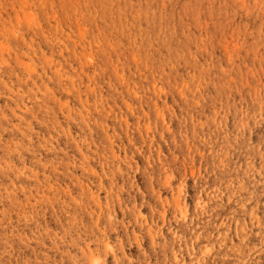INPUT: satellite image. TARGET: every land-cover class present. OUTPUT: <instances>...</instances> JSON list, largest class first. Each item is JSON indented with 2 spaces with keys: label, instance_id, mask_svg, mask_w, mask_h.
Listing matches in <instances>:
<instances>
[{
  "label": "rangeland",
  "instance_id": "374dc122",
  "mask_svg": "<svg viewBox=\"0 0 264 264\" xmlns=\"http://www.w3.org/2000/svg\"><path fill=\"white\" fill-rule=\"evenodd\" d=\"M0 163V264H264V0H0Z\"/></svg>",
  "mask_w": 264,
  "mask_h": 264
},
{
  "label": "bare ground",
  "instance_id": "6f19581e",
  "mask_svg": "<svg viewBox=\"0 0 264 264\" xmlns=\"http://www.w3.org/2000/svg\"><path fill=\"white\" fill-rule=\"evenodd\" d=\"M32 10H33V9H32ZM32 10H31V11H32ZM3 44H4V43H3ZM36 54H37V53H36ZM6 95H7V94H6ZM32 112H33V111H32ZM17 113H18V112H17ZM18 135H19V134H18ZM11 147H12V146H11ZM37 157H38V156H37ZM0 164H1V163H0ZM51 175H52V174H51ZM2 185H3V184H2ZM43 185H44V184H43ZM6 189H7V188H6ZM46 191H47V190H46ZM101 207H102V206H101ZM24 209H25V208H24Z\"/></svg>",
  "mask_w": 264,
  "mask_h": 264
}]
</instances>
